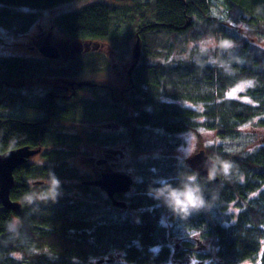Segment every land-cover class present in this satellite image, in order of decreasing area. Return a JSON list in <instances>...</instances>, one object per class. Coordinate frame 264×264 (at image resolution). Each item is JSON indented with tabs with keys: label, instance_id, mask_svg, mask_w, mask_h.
I'll use <instances>...</instances> for the list:
<instances>
[{
	"label": "trees",
	"instance_id": "obj_1",
	"mask_svg": "<svg viewBox=\"0 0 264 264\" xmlns=\"http://www.w3.org/2000/svg\"><path fill=\"white\" fill-rule=\"evenodd\" d=\"M69 1L0 0V42L7 32L26 38L41 19L39 11ZM217 1L224 7L223 19L210 15L215 0H154L148 14L139 5L145 60L127 95L133 112L123 106L111 109L124 127L114 135L96 132L82 139L59 134L56 126L72 116L56 118L49 132L2 115L6 101L29 102L22 91H9L3 83L41 76L69 79L74 65H83L89 74L108 66L107 58L85 55L65 61L56 71L51 61L0 54V154L26 146L41 150V162L34 157L14 173L17 184L11 196L22 204L21 213L0 207V264H173L181 259L191 264H264V145L254 147V130H264V46L259 43L264 40V0ZM115 14L112 5L92 2L60 15L56 26L70 47L102 42L111 35ZM201 42L215 45L201 57L177 59V50L190 48L196 54ZM241 81L251 83L242 89L247 99L225 98ZM190 131L213 132L219 138L221 144L194 152L205 150L211 157L218 182L185 166L191 156L183 162L175 156ZM110 139L134 158L135 183L121 201L127 209L82 185L80 171L68 162L81 154L84 141L107 145ZM223 161L229 162L227 169L220 166ZM52 176L59 181L56 198L37 199ZM185 184L199 187L203 197V205L190 212H177L157 194ZM32 195L30 203L26 197Z\"/></svg>",
	"mask_w": 264,
	"mask_h": 264
},
{
	"label": "flooded vegetation",
	"instance_id": "obj_2",
	"mask_svg": "<svg viewBox=\"0 0 264 264\" xmlns=\"http://www.w3.org/2000/svg\"><path fill=\"white\" fill-rule=\"evenodd\" d=\"M97 1L98 0H94V3H97ZM59 16L57 17V15L55 14V16L50 19V25L52 21L59 18ZM52 27L53 28H50L52 31L58 28V26H55V24ZM32 36L33 35H28L26 37L28 38V41L26 43V50L27 52L30 51V53L29 55L24 56L27 58H36L42 62L51 61L55 64L53 68L56 71L58 69L59 71L61 70L65 61H69L71 59L79 60L85 55H93L95 57L101 58L105 57L108 59L109 53L106 49L112 48V45H110L109 43H105V41L101 42L91 40L86 43L81 42V44L73 45L71 47L67 46L66 44L60 43L57 44L56 47H58L61 52V59L53 60L45 58L41 53L40 47L51 44V38L49 36H46V32L44 31V29L41 27V33H38L33 37ZM111 62L112 61L109 60V63ZM143 65L144 63L139 64V67L141 68L143 67ZM117 66H103L104 69L101 68V70L103 71L102 73L93 68V70H90L89 74H87L85 73L86 69H83V65H74V71L72 72L73 75L71 76L72 78L69 79L57 76H41L39 78H31L30 81L10 80L9 82H5L3 84L4 87L7 88L9 91L11 90L15 93H20V91H22V95L28 98L29 102L26 106V109L30 111L31 114L35 116V118L32 119V121L25 120L28 122H26V124H30L32 126L34 125L35 127H41V129H45L46 131L51 132L53 131L54 123L58 122L56 118L60 119L61 121H64V118L66 116L73 117L76 115L75 111L80 109L79 113L81 112V110H85V112L81 115V119L78 120L75 124H73V126H80L81 129H79V131H86V134L100 132L101 134L109 136L117 134L119 131L122 130V128H124L123 125L120 123L119 118L116 117L117 113L112 112L111 109H116V106H123L125 108L127 107L129 112H133L132 109L128 106L127 95L130 94L131 89L134 87V73L137 68L133 71V76H131L129 75V70L133 65L128 66L127 64L124 66L122 65L121 67ZM107 67H111L112 70H114V68H117L116 70H114L119 79V84L117 86H124L123 84L125 77L123 75L122 70L126 69L125 74L128 76V83L125 88L119 87L120 89H117L116 87H112L107 84L108 81L105 78V74L108 72L106 71ZM87 75L90 78H86L85 76ZM97 75L104 76L103 80H100L101 83L96 82V79H98ZM65 81L75 83L73 84V86H70L67 85ZM103 105L106 106L108 110H105V107H103ZM100 111L106 113L101 114ZM104 116H106V120H104ZM14 121L20 122L22 120L14 119ZM56 127L60 129L61 125ZM61 133L62 132L59 131V134ZM113 143L114 142L113 140L111 142V139L109 140V142H107V145L90 143L94 146H97L98 149L103 150L105 154L103 158L97 160L93 156L87 155V157H83V160L89 164V167L91 166L93 169H91V172L81 174L80 182L82 185L87 186L86 183L88 182H97L102 178L104 174L109 173H124L128 175L131 174L134 178L131 172L129 174L125 173L124 171L117 170L119 161H121L119 160V158L125 157L126 154H123L121 149H115V147L118 148L120 146H114ZM43 150L44 149H42V151ZM36 157L34 159H38ZM94 188L98 191H102L106 198L109 199L108 194L103 191L100 187ZM120 195H116L115 199L117 201L125 200L126 196L124 194L122 196Z\"/></svg>",
	"mask_w": 264,
	"mask_h": 264
},
{
	"label": "rangeland",
	"instance_id": "obj_3",
	"mask_svg": "<svg viewBox=\"0 0 264 264\" xmlns=\"http://www.w3.org/2000/svg\"><path fill=\"white\" fill-rule=\"evenodd\" d=\"M94 3V0H72L69 1L68 3L60 4L54 8H48V10H41L40 17L41 19L39 20L38 24L35 26V30L30 31L29 35H37L38 33H41V27L44 29L46 32V36H49L51 38L50 43L52 45L57 46V44H66L69 46L70 41L67 38V35L58 27L56 30L52 31L50 28H53L52 26H56V19L52 21L50 25V19L57 15L62 14H68L69 12H78L79 10L89 6V4ZM154 0H98L97 3H104L107 5H112L115 9V16L112 18L111 23V31H110V37L108 40H105V43H109L112 45V48L109 49L107 48V52L109 53V58L107 59L108 65L114 67L119 65L120 67L123 65L131 66L134 64V49L136 48L137 45V40L140 37V33L138 34V31L140 30V16L141 12L138 10L139 5L142 6L141 10L146 12L148 14L149 12V7L148 5H152ZM1 6V5H0ZM210 15L212 18H225L223 17V11L224 7H222V3L220 1L215 0V2H211L210 4ZM148 10V11H147ZM153 11V10H152ZM151 11V12H152ZM34 13H37L38 11H33ZM154 16L149 18L150 22H153ZM42 25V26H41ZM44 26V27H43ZM51 26V27H49ZM3 39L4 41L0 42V54H5L1 57L3 58H8V57H15V56H23V55H29L30 51L27 52L25 48V44L27 42V38L22 39V37H16L10 36V34L7 32L4 33ZM32 36V37H33ZM262 46H264V40L259 41ZM77 45V44H76ZM214 43H197V50L196 54H192L191 51H189L190 48H188L186 53H182L180 50H177V59H180L182 57L183 59L191 60L192 58H197L201 57L204 55L205 51L209 46H214ZM145 44L142 46V57L138 63V66L136 67L137 69H140L139 64H142L144 59V54H145ZM65 47V46H64ZM144 47V48H143ZM61 48V47H60ZM27 52V53H26ZM114 54V56H113ZM180 56V57H179ZM109 60L112 61L109 63ZM121 62V63H119ZM142 62V63H141ZM112 64V65H111ZM117 66V67H119ZM101 66L99 67V69ZM110 68V67H109ZM135 68V69H136ZM104 69V68H103ZM117 68H114L116 70ZM110 68V70L105 74V78L108 81L107 84L116 87L117 89H120L119 87L125 88L128 83V76L125 74L126 69L122 70L123 75L125 77L124 79V86H117L119 84V79L115 73V71ZM89 72V71H87ZM100 73H102V70H99ZM98 79H96L98 83H101L100 80H103V75H97ZM86 78H90L88 75L85 76ZM122 82V81H121ZM122 84V83H121ZM251 83L248 82H243L241 81L239 84L236 86L230 88L226 94L227 99H237V100H242L245 99L246 97L243 96L244 91L246 90L247 87L250 86ZM245 87L244 91L242 90ZM247 99V98H246ZM26 101V100H25ZM244 101V100H243ZM27 101L25 103L23 102H7L6 101V109L3 111L2 115L6 117H13L14 119L18 120H28L32 121V119L35 118L33 114H31L30 111L26 109ZM80 110V109H79ZM79 110H76L75 113L76 115L73 116V120L71 122H64V124H61L60 129L56 128V130L59 132H67L70 134L75 135V133L79 134L82 139L85 138L86 131L81 132L79 129H81L80 126H73L78 120L81 119V115L84 114L85 110H81L79 113ZM101 112V111H100ZM106 112H101V114H105ZM81 123V122H79ZM63 125V126H62ZM123 129V128H122ZM249 129V127H248ZM252 129V128H251ZM250 130V129H249ZM257 135L256 137V143L254 144V147L262 146L264 145V130H254ZM61 133V134H62ZM184 141L185 144L181 146L175 156L178 157L180 161H184L187 157L192 156V154L199 150L202 147H207L211 146L212 144H221L219 141V138L217 135L213 132H207V131H201L200 135L196 133H186L184 136ZM47 150H50L51 147H47ZM115 149H123L126 151L127 155L123 158H119V164L117 166V170L124 171L125 173H134V158L131 157L132 154H130L125 148H116ZM254 149V148H253ZM52 150V149H51ZM80 155L68 159V162L70 163V168L73 169H78L80 171V174L91 172V169H93L91 166L89 167V164L86 163L83 160V157L88 156H93L96 160L101 159L104 157L105 152L103 150L98 149L97 146H94L92 144H89L87 141H84L83 144L80 146ZM135 158H137L136 154L133 155ZM36 157V156H35ZM40 158V157H36ZM37 160L38 162H41L40 159H34ZM94 173V172H93ZM47 181V185L50 187L49 181ZM29 184H31V181H28ZM58 192H60L58 190ZM64 193V192H62ZM204 245L206 246L207 250L204 249ZM202 247V251L205 250V254H209L208 248L210 247V243H205ZM180 251V250H179ZM176 263L173 264H191V263H185L182 259L181 260H176ZM200 261H194L192 264H199Z\"/></svg>",
	"mask_w": 264,
	"mask_h": 264
},
{
	"label": "water",
	"instance_id": "obj_4",
	"mask_svg": "<svg viewBox=\"0 0 264 264\" xmlns=\"http://www.w3.org/2000/svg\"><path fill=\"white\" fill-rule=\"evenodd\" d=\"M136 48L134 49V64L129 70V75L133 76V71L138 66L142 57V42L139 37ZM41 48L42 55L47 59L60 60L61 52L58 47L54 45H44ZM66 82V81H65ZM67 85L73 86L75 82H66ZM41 154V150L26 146L23 148H16L0 154V207L7 208L13 213H21L23 206L20 202L12 199V191L16 186L15 171L29 162L30 159ZM214 161L206 154L205 150L193 153L190 158L185 160V166L193 170L200 176H204L211 181H219L216 174V169L212 175L210 171L213 169ZM216 167V165H215ZM135 181L131 175L124 173H109L104 174L97 182H88L86 185L100 187L108 194L109 199L113 201V205L119 209H127L125 202H119L115 199L116 195L127 194L131 191ZM36 184H43L36 183Z\"/></svg>",
	"mask_w": 264,
	"mask_h": 264
},
{
	"label": "clouds",
	"instance_id": "obj_5",
	"mask_svg": "<svg viewBox=\"0 0 264 264\" xmlns=\"http://www.w3.org/2000/svg\"><path fill=\"white\" fill-rule=\"evenodd\" d=\"M228 164L229 162L223 161L221 162L220 166L224 169H227ZM214 171L215 165H213V169L210 171V175H212ZM58 186L59 181L55 178V176H52L50 180V187L36 198L40 200H54L58 194ZM157 194L161 197H164L167 203L179 213H187L203 205V197L201 195L199 187L189 184H185L184 186L177 188H163ZM26 199H28L30 203L34 201L33 195L30 198L26 197Z\"/></svg>",
	"mask_w": 264,
	"mask_h": 264
},
{
	"label": "bare ground",
	"instance_id": "obj_6",
	"mask_svg": "<svg viewBox=\"0 0 264 264\" xmlns=\"http://www.w3.org/2000/svg\"><path fill=\"white\" fill-rule=\"evenodd\" d=\"M189 133H194L193 131H190ZM185 136V135H184Z\"/></svg>",
	"mask_w": 264,
	"mask_h": 264
}]
</instances>
